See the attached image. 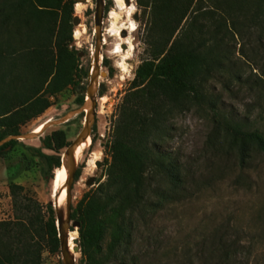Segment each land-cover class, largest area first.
<instances>
[{
  "label": "trees",
  "instance_id": "1",
  "mask_svg": "<svg viewBox=\"0 0 264 264\" xmlns=\"http://www.w3.org/2000/svg\"><path fill=\"white\" fill-rule=\"evenodd\" d=\"M75 4L76 0H0V139L20 133L22 124L50 105L49 96L56 89L70 85L78 90L88 75L73 45ZM136 4L144 19L145 55L117 104L110 137L103 144L101 177L70 204V220L78 223L79 264H139L131 248L148 216L209 186L236 164L242 170L254 153L264 155V130L227 113L219 105L220 94L210 88L216 77L224 89L233 81L250 82L238 62L230 63L236 34L243 38L244 30L264 33V0ZM102 61L112 74L111 62ZM254 82L262 92L264 79ZM75 100L81 105L84 93H76ZM189 110L201 111L211 123L205 144L213 162L205 175L164 147L171 119ZM39 138L41 146L28 148L52 177L54 168L62 165L60 149L70 141L63 129ZM17 140L0 144V155ZM81 168L82 163L77 164L75 179ZM245 178L239 171L235 181ZM8 188L14 216L0 219V264H41L44 250L59 249L53 205L44 206L20 183L11 181ZM217 244L212 247L217 262L236 259L238 249L221 240Z\"/></svg>",
  "mask_w": 264,
  "mask_h": 264
},
{
  "label": "rangeland",
  "instance_id": "2",
  "mask_svg": "<svg viewBox=\"0 0 264 264\" xmlns=\"http://www.w3.org/2000/svg\"><path fill=\"white\" fill-rule=\"evenodd\" d=\"M78 1H81L85 7L80 13L75 9L73 12L80 16V22L73 25V45L81 53L78 56L80 65L89 71L93 67L95 41L94 5L91 0H76V3ZM132 2L135 6L133 12L137 18L133 17V12L131 15L137 29L135 28L130 34L127 31L133 46L130 52H122L119 55L111 53L116 49L118 38L102 33L99 65L100 71L105 70L107 74L99 75L98 79L106 88L101 92L99 90L95 96L96 115L90 135L92 145L85 150L82 159L78 161V164L82 163V168L78 178H73L72 181V205L85 190L95 184L104 171L106 154L103 144L110 137L117 104L145 55L142 9L136 4V0ZM114 7V0H109V7L102 21L104 33L111 28L108 14ZM251 31L244 30L243 38L236 34V50L230 63L231 65L233 61L238 62L244 70L243 77L247 75L250 82L239 84L233 81L230 82V88L224 89L223 81H219L221 78L216 77L211 80L210 88L220 94L219 105L227 113L245 119L252 127L264 130V90L260 92L254 82L256 78L264 79V33L255 34ZM127 49L126 44L125 50ZM240 52L243 54L241 55ZM103 58L111 62L112 74H109L108 67L102 61ZM87 81L88 75L81 79L79 85L82 84L83 88ZM76 93L78 90L70 85L56 89L49 96L50 105L22 124L20 133L35 131L45 120L58 119L80 106L75 100ZM85 98L84 93V100ZM78 113L79 115L72 121L66 120L48 125L39 135L54 129H63L66 139L71 141L83 125L85 110H80ZM171 125L164 147L173 151L193 170H197L198 175L208 173L213 161L208 156L205 144L211 128L207 117L201 111L189 110L173 117ZM39 135L32 138H18L13 147H7L0 155V219L14 216L8 188L11 181L22 184L24 190L44 206L47 202L54 201L57 192L56 177L60 169L54 168L53 176L50 177L52 172L48 171L47 165L28 148V146H41ZM41 150L55 153L54 150L45 147H41ZM64 150L65 147L60 149L61 156ZM94 154L98 156L96 159H93ZM96 160H100L98 168L95 165ZM91 161H94V166L92 164L88 166L90 164L88 162ZM237 166L228 170L229 172H224L222 178L214 180L209 186L194 191L190 197L169 203L154 212L152 216H148L147 224L140 225L136 230L131 248L132 253L138 256L139 264H228L217 262L215 259L217 253H212V247L218 245V240L224 245L230 243V246L238 249L236 259L229 264H264V155L254 153L246 167L240 170ZM239 171L246 176L242 182L235 181ZM91 175L94 176L93 183L87 184L86 179ZM191 190L196 189L190 188ZM73 227L69 229L68 235L77 238L76 226ZM72 231L73 236H71ZM72 252L77 255L75 264H79V250ZM41 264H64L60 248L54 252L44 250Z\"/></svg>",
  "mask_w": 264,
  "mask_h": 264
},
{
  "label": "water",
  "instance_id": "3",
  "mask_svg": "<svg viewBox=\"0 0 264 264\" xmlns=\"http://www.w3.org/2000/svg\"><path fill=\"white\" fill-rule=\"evenodd\" d=\"M85 1V0H83ZM126 4L131 3V0H124ZM109 11V10H108ZM103 1L97 0L95 5V11H94V28H95V41H94V51L92 56V66L93 68L88 71V81L83 89V91L86 94V98L82 105L78 106L75 109L70 110L69 112L65 113L63 116H61L58 119H47L43 123V126L39 131H30L26 133H17V134H9L5 136L4 138L0 139V144L10 140V139H18V138H32L37 135H39L48 125L52 123H60L63 121L68 120L73 115L80 112V110H85L84 114V120L83 125L79 131V133L76 135L74 139L70 141V143L65 147L64 153L61 156V161L63 159L68 160L66 164L67 174L64 181L65 186V213L63 210L55 208L54 203L50 201V203L53 205L54 208V214H55V223L57 227V235L59 239V248L62 256V261L64 264H75V257L73 253L69 251L68 247V231L70 225L76 226L78 223L76 221H71L69 212H70V204H71V186L72 181L74 178V173L77 167V162L74 158V151L76 147L85 139L90 138L91 132H92V124L95 120L96 115V94L98 89L105 90V84L102 81H99V75L105 76L107 72L105 70L100 71V65H99V58H100V46L102 43V21H103ZM134 18H137V15L134 13ZM80 22V16L77 14H73L72 17V23L73 25H77ZM120 35L125 36L126 35V29L120 30ZM122 47H126L125 43L121 44ZM78 55H81L80 52H78ZM80 87H82V84H80ZM81 90H78L80 92ZM95 165L97 168L100 166V160L95 161ZM94 176L91 175L86 179L87 184L93 183ZM61 192V189L59 190V193ZM58 193V194H59ZM57 194V195H58ZM72 242L75 243V245L72 246L73 251H78V238L73 237Z\"/></svg>",
  "mask_w": 264,
  "mask_h": 264
},
{
  "label": "bare ground",
  "instance_id": "4",
  "mask_svg": "<svg viewBox=\"0 0 264 264\" xmlns=\"http://www.w3.org/2000/svg\"><path fill=\"white\" fill-rule=\"evenodd\" d=\"M114 2H115V7L113 9H111V11H109V14H108V19L110 20V22L112 24L111 28L109 29V31L105 30V33L103 32V34H105V35L109 34L110 36H116V38H118V43H117L116 49L114 51H112L111 53L119 55L122 52H130V50L133 47L129 37L127 36V31L129 32L128 34H130L136 28L135 21L133 20L132 15H131V13L135 9V6H134L132 0H131V3H129V4H126L124 0H114ZM84 7H85L84 4L81 1H78L75 5V10L77 13H80L82 11V9H84ZM121 29H126V35L125 36L120 35L119 31ZM122 43H125L128 45L127 50H125L126 47H121ZM119 67H121V66H119ZM124 70H125V66H124ZM102 101H104V97H102ZM42 126H43V123L39 124L35 131H39ZM90 145H92V144H90V138H87L84 141H82L76 147V149L74 151V158H75V161L77 163L79 160L82 159L85 150L87 148H89ZM97 157H98L97 154H94L93 159H96ZM67 162H68V160L63 159L61 168L57 172V177H56L57 192L55 194L54 201H53L55 208L63 210L64 213H65L64 205H66L65 204L66 202H65L64 181H65V177L67 174V169H66ZM93 162L94 161L88 162V163H90V164H88V166L89 165L91 166V164H92V166H94ZM60 189H61V192L59 193ZM71 236H73V231L71 232ZM70 238L71 237L69 235L68 247H69V251L71 253H73L72 252L73 251L72 246L74 243L72 242V238L71 239ZM73 255H74L75 261H76L77 255H75L74 253H73Z\"/></svg>",
  "mask_w": 264,
  "mask_h": 264
},
{
  "label": "flooded vegetation",
  "instance_id": "5",
  "mask_svg": "<svg viewBox=\"0 0 264 264\" xmlns=\"http://www.w3.org/2000/svg\"><path fill=\"white\" fill-rule=\"evenodd\" d=\"M85 1H89V0H85ZM103 1V15L105 14V12H106V10H107V8L106 7H109V0H102ZM96 2H97V0H91V3L94 5V7H93V12L95 11V5H96ZM93 16H94V14H93ZM104 17V16H103ZM82 88V87H81ZM85 87H83L82 89H80V85H79V88H78V90H82V92L83 93H85L84 91H83V89H84ZM100 89H98V91H99ZM97 91V92H98ZM78 93H81V92H78Z\"/></svg>",
  "mask_w": 264,
  "mask_h": 264
}]
</instances>
